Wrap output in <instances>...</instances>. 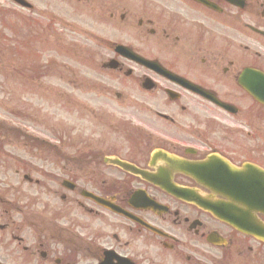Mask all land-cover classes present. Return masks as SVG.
I'll return each instance as SVG.
<instances>
[{"label": "flooded vegetation", "instance_id": "1", "mask_svg": "<svg viewBox=\"0 0 264 264\" xmlns=\"http://www.w3.org/2000/svg\"><path fill=\"white\" fill-rule=\"evenodd\" d=\"M0 67L82 123L0 145V264H264V0H0Z\"/></svg>", "mask_w": 264, "mask_h": 264}, {"label": "rangeland", "instance_id": "2", "mask_svg": "<svg viewBox=\"0 0 264 264\" xmlns=\"http://www.w3.org/2000/svg\"><path fill=\"white\" fill-rule=\"evenodd\" d=\"M37 18V17H36ZM85 24H88V25H92L93 22H91L90 20L86 19V21H84ZM91 28V27H90ZM88 42V41H87ZM91 42V41H89ZM69 43V47H73V44L71 41L68 42ZM66 58H69V59H73V55L72 53L71 54H66V52H62L60 54H56L55 53V59H58L59 61L61 62H65L66 61ZM13 78H16L15 76H13ZM28 78L29 79H32V75L28 74ZM2 79V76L0 77V80ZM21 90V87L20 86H17L14 88V91H12V95L13 97H17L19 95H21V93H19V91ZM29 95V94H28ZM5 99H4V94H2L1 92V89H0V114L2 115L3 112H4V103ZM28 104L29 106L32 105V110H31V113L34 114V119L35 118H38L39 117V114H38V106H35L36 104H39L38 101H37V98H34L33 101L31 102H26V98L24 97L23 100H21V104H22V107H24L25 104ZM0 115V116H1ZM29 118H31V115L28 116ZM1 124L4 123V120L3 121H0Z\"/></svg>", "mask_w": 264, "mask_h": 264}]
</instances>
